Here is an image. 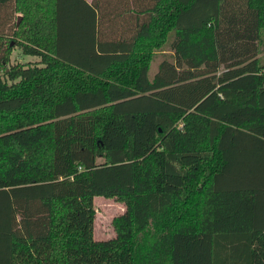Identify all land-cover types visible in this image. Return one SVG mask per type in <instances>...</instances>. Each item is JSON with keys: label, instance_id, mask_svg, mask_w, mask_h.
<instances>
[{"label": "trees", "instance_id": "obj_1", "mask_svg": "<svg viewBox=\"0 0 264 264\" xmlns=\"http://www.w3.org/2000/svg\"><path fill=\"white\" fill-rule=\"evenodd\" d=\"M112 1L0 0V264H264V0Z\"/></svg>", "mask_w": 264, "mask_h": 264}, {"label": "rangeland", "instance_id": "obj_2", "mask_svg": "<svg viewBox=\"0 0 264 264\" xmlns=\"http://www.w3.org/2000/svg\"><path fill=\"white\" fill-rule=\"evenodd\" d=\"M91 1V0H88ZM112 1V0H111ZM118 3L116 0L110 4ZM18 22L22 21V14L15 15ZM18 23V24H19ZM163 40L165 38H157L142 43L141 46L147 45L146 48L138 47L134 53V57L140 55L148 56L149 78L152 79L158 70L160 62L164 59H170L172 52L170 50V40L160 41L159 44L155 40ZM6 43V40L3 41ZM7 46L10 47L9 66L26 65L28 63H36L38 58L26 56L22 54L19 47H16L13 40L7 39ZM148 49V50H147ZM259 57L264 59V31L262 32L261 41L259 44ZM94 219H93V237L96 241H105L115 238L116 232L113 221L122 216L125 212V203L116 199L95 197L93 200Z\"/></svg>", "mask_w": 264, "mask_h": 264}, {"label": "water", "instance_id": "obj_3", "mask_svg": "<svg viewBox=\"0 0 264 264\" xmlns=\"http://www.w3.org/2000/svg\"><path fill=\"white\" fill-rule=\"evenodd\" d=\"M19 20V19H18Z\"/></svg>", "mask_w": 264, "mask_h": 264}]
</instances>
